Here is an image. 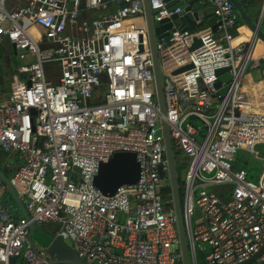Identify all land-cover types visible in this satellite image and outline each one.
<instances>
[{
    "label": "built area",
    "instance_id": "built-area-1",
    "mask_svg": "<svg viewBox=\"0 0 264 264\" xmlns=\"http://www.w3.org/2000/svg\"><path fill=\"white\" fill-rule=\"evenodd\" d=\"M148 1L154 22L181 11ZM210 2L220 40L173 24L156 44L162 115L143 0H116L91 19L84 11L104 0H0V45L29 62L0 101V154L28 215L4 201L0 179V264H51L47 247L29 244L30 223L52 225L87 264H183L173 200L161 193L170 185L163 121L188 161L190 264L198 251L206 264H264V251L250 261L264 247V171L254 181L233 167L237 150L264 144V112L241 92L255 38L233 44V4ZM116 152L134 153L139 177L105 195L94 177Z\"/></svg>",
    "mask_w": 264,
    "mask_h": 264
},
{
    "label": "water",
    "instance_id": "water-1",
    "mask_svg": "<svg viewBox=\"0 0 264 264\" xmlns=\"http://www.w3.org/2000/svg\"><path fill=\"white\" fill-rule=\"evenodd\" d=\"M163 1L166 3V6L168 8H180L181 11L177 14H174L170 18L163 19L160 22H154L152 19V12L150 10L149 1L143 0L145 21L152 54L154 79L156 85V98L160 113L162 115L165 114V105L156 44L160 42L161 38H164V41L168 39L169 30L176 20H180L183 23V25L179 28L194 30V26L190 24H192L191 21H193V19L195 18L194 13L198 11L197 8L193 7L192 9L186 5L187 2L192 5L193 1L191 0ZM229 1L233 4L240 20H242L243 23L248 27V29L253 33L254 37L264 42V31L247 15L245 8L243 7V2L241 0ZM186 68H190V66H187L181 70H184ZM162 126L164 133L165 155L169 167V184L171 188L174 211L177 219V231L180 239L183 264H190L186 235L184 230L180 191L178 187V179L174 162V150L169 136L167 123L163 121ZM138 177L139 164L135 158L134 153L116 152L106 163H100L98 172L94 177V185L101 193L105 195H112L120 186L124 184L135 183L138 180ZM0 179L4 183L6 189L18 206L21 213L25 217H28L23 209L22 200L17 196L14 188L9 182L8 177H6L1 170ZM34 238L39 239L41 243H43V245L47 247V251L51 255V258L50 260H48V262L51 264H87L76 255L74 250L66 242H64L61 236L51 238L46 233H44V231L37 228L33 223H30L28 233V242L30 245H32ZM263 251L264 247L250 261L255 259V257Z\"/></svg>",
    "mask_w": 264,
    "mask_h": 264
},
{
    "label": "crops",
    "instance_id": "crops-1",
    "mask_svg": "<svg viewBox=\"0 0 264 264\" xmlns=\"http://www.w3.org/2000/svg\"><path fill=\"white\" fill-rule=\"evenodd\" d=\"M172 1H176V0H172ZM191 1H193L192 5L189 2H187L186 5L192 9L193 7H195L198 9V11L194 13L195 18L193 19V21H191L192 24L190 25L194 26L195 28L194 30L207 31V33L212 39L220 40L221 31L218 29V22L216 20V17L214 16L213 8L210 0H191ZM241 1L243 2V7L245 8L247 15L252 19V21L255 24H257L264 31V0H241ZM104 3L105 6L100 10L84 11L83 16L87 19L101 17L108 13L114 12L118 7L116 0H104ZM174 25L180 27L183 25V23L180 20H176L174 22ZM232 32L234 34L233 44H239L243 41L246 42L251 39L253 40L255 38L253 33L248 29V27L243 23V21L240 20V18H239L238 32L234 30ZM14 56L17 57L16 52L11 44L4 42L0 45V59L4 60L6 62V65H8L6 82L5 83L0 82V101H3L8 97L10 84L15 78H19V79L24 78V75L18 73L17 71L18 68H15L12 65ZM50 78L52 80H55V77L50 76ZM241 92L245 96V101H247L250 104L251 109L254 112H259V113L264 112V42L258 38H255L254 41L252 60L249 62L245 70L244 76L242 77ZM261 145L264 144H260L258 146ZM239 150L243 151L245 154L251 153L246 150H241V149ZM237 151H236V156H237ZM252 154L261 161V167H259L257 173L252 178L254 179L255 177L257 180L264 171V156L259 157L257 151L256 154L254 153ZM2 156H3L2 159H5V156L4 155ZM237 161L239 162L240 165H242L243 163H249L243 158V156L241 158L239 155L237 156ZM4 168L9 169L5 167V164H4ZM19 198L21 199V197ZM20 212H18V214Z\"/></svg>",
    "mask_w": 264,
    "mask_h": 264
},
{
    "label": "rangeland",
    "instance_id": "rangeland-1",
    "mask_svg": "<svg viewBox=\"0 0 264 264\" xmlns=\"http://www.w3.org/2000/svg\"><path fill=\"white\" fill-rule=\"evenodd\" d=\"M28 61L27 60H20L18 59L16 56L13 57V66L15 68H18L21 65H28ZM8 65H6V62L4 60L0 59V82L5 83L6 82V77H7V73H8ZM256 151L258 153V156L261 157L263 155L264 152V145L261 146H257L256 147ZM240 156L251 164H254L255 166H257L258 168L261 167V161L260 159L256 158L252 153L250 154H245L243 151L238 150L237 151V156ZM6 162V159H2L0 160V168L4 169V164ZM174 162H175V168H176V174H177V179H178V185L181 186L183 188V180H184V175H185V170L187 169V165H188V161L187 159H185L181 154L180 155H175L174 154ZM250 179V178H249ZM251 180H256V178L254 177V179ZM215 191H221L222 189H220V187H215L214 188ZM19 197H22L21 195H19ZM172 198V197H171ZM4 199L8 202H13L12 198H9V192L8 190L5 192V196ZM198 214H197V210L195 211V215L193 217V224L195 223V219L197 218ZM41 230L44 231V233H46L48 236H50L51 238H53L55 236L54 232V227L52 225H44L41 227ZM69 246H71V242L69 240L65 241ZM33 243L36 247H41L44 246L43 243H41V241L37 238L33 239ZM196 259H197V264H206L205 258H204V254L201 253L200 251H198L196 253ZM181 264V263H179Z\"/></svg>",
    "mask_w": 264,
    "mask_h": 264
},
{
    "label": "trees",
    "instance_id": "trees-1",
    "mask_svg": "<svg viewBox=\"0 0 264 264\" xmlns=\"http://www.w3.org/2000/svg\"><path fill=\"white\" fill-rule=\"evenodd\" d=\"M174 154H175V155H180V152L174 149ZM262 156H264V152H263V155H262ZM1 158H3V156L0 154V160H1ZM233 162H234V163H233V167H234V169L244 168V169L246 170V172H247V176H248V178H250V179L253 178V176L257 173V171H258V169H259L257 166H255L254 164H251V163H243L242 165H240L239 162L237 161L236 153H235L234 161H233ZM0 170H1V171L4 173V175H5L6 177H8V178L11 177V174H12V172H13L12 170L5 169V168H4V169H1V168H0ZM178 187H179V191H180V198H182V193H183L182 185H181V186L178 185ZM6 191H7V190H6ZM6 191H5V192H6ZM161 193H162L164 199L170 200L171 197H172L170 185H167V186H165L164 188H162V189H161ZM4 196H5V195H4ZM9 198L11 199L10 194H9ZM4 201H6V200L4 199ZM168 207H172V205H171V204H168Z\"/></svg>",
    "mask_w": 264,
    "mask_h": 264
}]
</instances>
